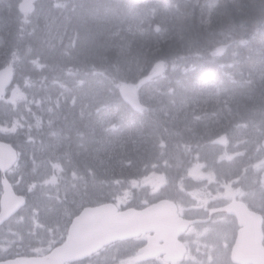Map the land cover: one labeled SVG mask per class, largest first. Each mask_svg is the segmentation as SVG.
<instances>
[{"label":"rangeland","instance_id":"obj_1","mask_svg":"<svg viewBox=\"0 0 264 264\" xmlns=\"http://www.w3.org/2000/svg\"><path fill=\"white\" fill-rule=\"evenodd\" d=\"M188 2H189V0H186L185 4H187ZM180 8L182 9L181 6H180ZM71 12L72 11L66 13V15H65L66 23H65L64 27L62 28V30H60V31L57 30V31L54 32L52 30H47V29H41V28H38V29H40L44 33H46L47 36L52 34V33H55L56 35H58L56 37H49V41L61 36L65 31L68 30V16H69V14ZM170 12H171V7L170 6L160 3L159 6L156 7V10L153 7H147V8H145V10L143 11V13L140 16H135L133 18H130L133 21L131 23H129V24H130V26H140V25H143L145 22L148 23V24H152V23L162 24L163 22H165V21H167L169 19ZM105 14H107V13H105ZM155 17H157L160 22H154ZM104 18L106 20V19L110 18V16L109 15H105ZM47 19L49 20V23L51 24L53 29H59L60 28V25H57L55 18L48 17ZM98 19L101 20V18H98ZM105 26H107V25H104L103 27H105ZM5 27L6 26L4 25V22L2 21V18L0 16V31H2ZM147 30H148L149 34H153L154 33V35L149 38V42H147L146 39H143L142 44L145 47H151V46L153 47V46H155L157 44V38H156L157 33H161L162 34L164 32V30L161 29V27L159 28V31H156V27H154V30L156 32L152 31L150 28H148ZM18 36H20V35L16 32L15 33V40L13 41L14 46L16 47V49L19 50V52L21 54H27L28 52H26L24 50L23 45L29 42V38H19ZM37 37L42 38L43 41L45 40L43 35H42V33L39 32L32 39V42ZM63 42H64V40H63ZM99 45L103 47L102 44L99 43ZM262 45H263V53H264V38H262ZM82 49L84 50V47H82ZM170 49L175 50V48H172V47L167 48L166 50H170ZM74 60L76 61V59H74ZM263 63H264V59L263 60H260V59L258 60V65H259V67H262V72L261 73H262V77L264 78V65H263ZM159 66H161V67L158 68V66H156L154 68L148 69V72H146L147 74L144 73V70L135 71V68H134L135 72L130 75L131 79L128 80V81H126L125 78H124L125 77V73L124 74H120L119 75V79L121 81L119 82V88L123 89L125 86H132V87H134L137 90L145 91L148 94V97H147L148 100L151 101V102L154 101V100H161L163 98L162 89L166 85V81L164 79V73H166V71L164 69H165V67L167 68L168 64L167 63H163L162 65H159ZM253 74L256 75V77H260V70L258 69L256 71H253ZM254 75H250V77L254 78ZM263 78H261V79L263 80ZM236 88L232 90V93H234L236 91ZM160 90H161V92H160ZM23 98H24V94H23V91L21 90V88L20 87H15L12 90L10 96L7 98V102L12 104L11 109L16 111V112H18L20 109L31 110V107L29 105L22 103ZM166 100L169 101V102H174V100L172 98H167ZM162 102H163V99H162ZM36 106H37V109H36V114H35V120H36L35 124H39V125H35L33 127H39L42 123H44L45 122L44 116L48 117V120H49L50 116L55 111L54 108H49V107L43 106V102L42 101L36 102ZM255 113L256 114H262V111L261 110H256ZM19 125H20L19 121L15 120L14 123H13L14 129L17 126H19ZM84 127H85V124L82 121H80V120H77V121L73 122L69 126V128H71L72 130H76V129H80V128H84ZM69 128L66 127V129H69ZM193 128H194L195 131H197L200 134L203 131V129L201 127H199V126H195ZM208 130L211 131L210 128H208ZM213 131H215V130H213ZM213 131H211L212 132L211 134L215 133ZM208 137L209 136H203V137L196 138V140L201 145V143L205 139H207ZM36 147H37L36 148L37 150H42L44 148V145L36 146ZM74 147H82V146L81 145H74ZM50 148L51 147H49L48 149H50ZM83 148L85 150L88 147L87 146H83ZM91 149H92V147H91ZM243 149L251 150L252 147L251 146H244ZM70 151H73V148H71ZM69 152L67 153V157L68 158L70 156ZM87 154H88V151H87ZM55 156H58V153L56 152V150L51 152L50 155L48 156V158H47L48 163L57 165L58 163H57V159L55 158ZM153 157H155V156H153ZM155 159H156V157H155ZM22 167H25V165L22 164ZM18 168H19V165H18ZM238 180L244 181V184H250V182H251V179H250L249 176H243V175H239L238 176ZM262 181L264 182V178H262ZM64 191H65V196L63 197V201H64L63 204L72 203L71 202L72 201L71 196L72 195L77 196L76 190L74 189V187L66 185L65 188H64ZM70 191H71L72 195H70ZM34 201L37 202L36 200H34ZM64 208H66V206ZM223 244H225V243H223ZM223 254L224 253H222L220 255V257H219V262L221 264H225V260H223V257H222Z\"/></svg>","mask_w":264,"mask_h":264},{"label":"trees","instance_id":"obj_2","mask_svg":"<svg viewBox=\"0 0 264 264\" xmlns=\"http://www.w3.org/2000/svg\"><path fill=\"white\" fill-rule=\"evenodd\" d=\"M61 1V0H60ZM69 7V10L72 12L69 14L68 21V30L65 31V37H68L69 40L72 38L78 37V44L80 45L81 51L83 52L84 58L82 63L88 62V57L98 56L106 51L108 47H104L105 41V28L111 27L113 23V18L118 14L121 16L122 10L121 8H128L130 5L139 4L141 0H64ZM99 3H98V2ZM63 2V1H62ZM136 6V5H135ZM264 11V10H262ZM2 12V15H1ZM15 13H19L15 11ZM13 14V11L10 10H1L0 16L4 25L6 26V30L0 31V58H6V55L12 51H15L13 48V41L15 40V33L18 29V23L21 24V17H17L16 14ZM105 13L112 16L106 19V22H100L98 18L103 19L105 17ZM248 16L254 15L252 12H246ZM104 25H107L103 27ZM15 31V32H14ZM37 30H35V33ZM33 34V37L35 35ZM41 33L44 37V41L42 38L37 37L33 43V52L37 56H51L54 58L60 57L61 52L63 51L62 46H56V48L52 47L50 42L48 41V36L41 30ZM176 41H183L184 39H188L189 41L197 42L200 38H202V31L195 24L189 23L182 25L178 31L175 33ZM102 44V46L99 45ZM84 47V50L82 49ZM184 48V47H183ZM45 50L47 52H45ZM79 50V49H78ZM77 50V51H78ZM181 49L180 51H182ZM71 52L70 59H76L80 52ZM43 54V55H41ZM77 61V59H76ZM89 83V82H88ZM259 98L256 101H260L262 98ZM254 101V96H252L250 102L258 103ZM255 107V106H254ZM92 146H88L91 149ZM146 147L144 144L143 148ZM93 149V147H92ZM90 154V153H88Z\"/></svg>","mask_w":264,"mask_h":264},{"label":"bare ground","instance_id":"obj_3","mask_svg":"<svg viewBox=\"0 0 264 264\" xmlns=\"http://www.w3.org/2000/svg\"><path fill=\"white\" fill-rule=\"evenodd\" d=\"M68 21H70L69 17H68ZM39 32H41V30H40V29H37V32L35 33L34 37H35ZM65 34H66V33L64 32L61 36H59V37H57V38H55V39H53V40H51V41H49V37H50V36H48V41L51 43L50 45H51L52 47H54V48H56V46H62V47H64V42H63V40H65V38H66V37H65ZM34 37L29 38V42L23 45V48H24V50H25L26 52H29V50L33 48V46H32V43H33V42H32V39H33ZM0 47H1V40H0ZM13 48L15 49V52L20 53L19 50L16 49V47L14 46V44H13ZM63 49H64V48H63ZM31 52H33V50H31ZM20 54H21V53H20ZM72 148H73V151H70V152H69V155H71L72 153H77V152H79V151L84 150L83 146H82V147H74V146H73ZM85 153H87V151H85ZM180 154H181L182 156H185L182 152H180ZM83 164H84V166L87 165V161H86L84 158H83Z\"/></svg>","mask_w":264,"mask_h":264},{"label":"water","instance_id":"obj_4","mask_svg":"<svg viewBox=\"0 0 264 264\" xmlns=\"http://www.w3.org/2000/svg\"><path fill=\"white\" fill-rule=\"evenodd\" d=\"M9 81L6 80L5 74L0 75V89L3 90L6 85H8Z\"/></svg>","mask_w":264,"mask_h":264}]
</instances>
